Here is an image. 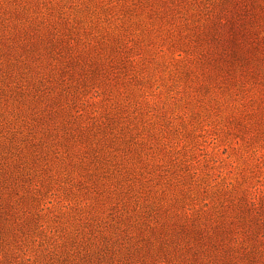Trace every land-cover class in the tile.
Returning <instances> with one entry per match:
<instances>
[{
    "label": "rangeland",
    "instance_id": "obj_1",
    "mask_svg": "<svg viewBox=\"0 0 264 264\" xmlns=\"http://www.w3.org/2000/svg\"><path fill=\"white\" fill-rule=\"evenodd\" d=\"M210 2L0 0V175L26 161V146L37 144L33 154L45 179L42 204L50 203L41 223L48 227L41 237L46 252L67 235L91 230L111 239L116 249L128 244L124 233L111 228L115 201L105 199V207H97L98 194L77 164H70L67 149L47 148L66 132L62 108L70 107L69 129L79 133L124 106L123 121L148 143L144 159L162 165V174H169L164 154L172 151L210 179L233 185L251 181L264 192V24L254 30L256 44L242 47L248 63L232 65L208 27ZM224 32L233 35L231 23ZM120 41L136 72L120 75L121 84L114 87L97 81L77 101L51 100L63 89L52 83L53 75L60 70L83 74L91 57L116 55ZM227 44L228 53L236 50ZM72 59L78 61L71 64ZM64 78L71 85L70 75ZM239 120L246 127L242 133ZM39 242L30 243L31 257Z\"/></svg>",
    "mask_w": 264,
    "mask_h": 264
},
{
    "label": "trees",
    "instance_id": "obj_2",
    "mask_svg": "<svg viewBox=\"0 0 264 264\" xmlns=\"http://www.w3.org/2000/svg\"><path fill=\"white\" fill-rule=\"evenodd\" d=\"M210 6L207 24L222 52L232 65L247 64L242 47L256 44L254 30L264 24V3L211 0ZM228 23L233 26V35L226 37ZM228 42L237 47L231 53L227 52ZM114 47L116 55L91 57L85 62L83 74L60 70L53 75L52 83L63 89L51 100L59 103L69 97L77 101L97 81L103 87H114L121 84L120 75L136 72L135 60L122 41ZM76 61L69 60L71 64ZM225 73L231 79V69ZM64 75H70L71 85L65 84ZM126 93L135 97L133 91ZM69 108L61 109L65 134L47 148L67 149L70 164H77L98 194L101 204L97 207H105V199L115 201L111 228L124 233L128 244L116 249L111 239L91 230L67 235L46 252V240L41 237L48 227L41 223L50 203L42 204L45 179L33 154L37 144L30 143L25 154L30 157L13 169L4 168L0 175V264H264V192L251 181L243 178L248 181L244 185L219 183L203 171L198 173L185 157L182 161L175 158L172 151L164 154L169 174H162V165L144 159L148 143L136 133L138 128L125 121L126 107H116L106 121L94 127L82 126L79 133L69 129ZM241 122L242 133L246 127ZM19 191L25 194L18 196ZM38 240L40 249L32 258L30 243Z\"/></svg>",
    "mask_w": 264,
    "mask_h": 264
}]
</instances>
